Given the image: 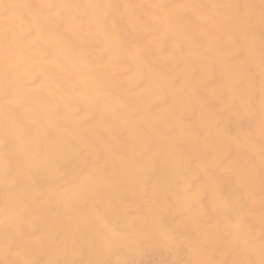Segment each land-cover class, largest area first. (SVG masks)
<instances>
[{
	"label": "snow or ice",
	"instance_id": "obj_1",
	"mask_svg": "<svg viewBox=\"0 0 264 264\" xmlns=\"http://www.w3.org/2000/svg\"><path fill=\"white\" fill-rule=\"evenodd\" d=\"M149 251L264 264V0H0V264Z\"/></svg>",
	"mask_w": 264,
	"mask_h": 264
},
{
	"label": "bare ground",
	"instance_id": "obj_2",
	"mask_svg": "<svg viewBox=\"0 0 264 264\" xmlns=\"http://www.w3.org/2000/svg\"><path fill=\"white\" fill-rule=\"evenodd\" d=\"M5 2H14V3L24 4V3L34 2V0H5ZM78 2L88 3V2H91V0H78ZM133 2H147V0H133ZM165 2H175V0H165ZM254 2L258 3V0H254ZM257 72H258V69H257ZM164 258H166L165 255L160 251H149L143 257L146 264H158V262Z\"/></svg>",
	"mask_w": 264,
	"mask_h": 264
}]
</instances>
